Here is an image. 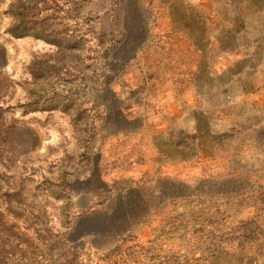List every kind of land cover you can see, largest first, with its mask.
<instances>
[{"label": "rangeland", "instance_id": "374dc122", "mask_svg": "<svg viewBox=\"0 0 264 264\" xmlns=\"http://www.w3.org/2000/svg\"><path fill=\"white\" fill-rule=\"evenodd\" d=\"M21 1L0 0V59L12 80L0 104L37 144L15 168L85 264L157 258L160 245L182 242L171 228L186 207L200 220L219 205L231 219L249 215L242 192L264 184V0H32L31 30L45 24L55 40L13 31ZM41 58L64 66L48 90L75 105L24 106L44 81L32 67ZM182 129L198 135L196 150L177 143ZM65 162L77 185L69 226L64 198L45 182ZM206 201L214 209L203 217Z\"/></svg>", "mask_w": 264, "mask_h": 264}, {"label": "trees", "instance_id": "16d2710c", "mask_svg": "<svg viewBox=\"0 0 264 264\" xmlns=\"http://www.w3.org/2000/svg\"><path fill=\"white\" fill-rule=\"evenodd\" d=\"M57 2L55 1L56 8L59 6ZM113 2L120 4L122 0ZM33 3L36 5L37 1H21L23 9L20 12L24 17L14 24L13 31L17 35L32 31L37 36L54 39L53 32H49L45 24L31 30L29 22L37 11L32 10L35 6ZM17 7L16 10L20 8L19 5ZM34 24L38 25L39 21L36 20ZM114 26L113 33L120 32L123 41L127 37V30L118 23ZM110 39L114 42L112 45L121 41L119 36ZM2 67L0 59V98L12 82ZM32 67L39 76L44 77V81L41 86L31 88L24 106L46 109L59 104L65 107L75 105L76 100L69 92L51 93L48 90L49 82L61 75L64 67L62 64L41 58L36 59ZM4 108L0 104V264H85L81 258L83 249L77 244L76 238H69L67 229L56 230L51 226L45 203L16 170L15 165L20 158L37 144L36 133L34 129L20 125L16 117H9ZM76 109L77 114H80V108ZM179 135L178 144L197 149L196 133L182 129ZM71 172L69 163L65 162L58 172L45 176V182L52 192L65 200L66 226L75 220L70 208L77 185L75 178L70 177ZM242 194H246L243 198L244 205L250 208L247 217L231 219L230 209L227 207L222 210L219 205L213 213L215 219L208 221L204 216L209 212L212 214L214 208L206 201L199 206L204 217L200 220L199 217L195 218L196 214L191 207H186L179 213V222L172 223L171 228L173 236L181 233L180 245H160V256L150 261L125 260L119 264H261L264 256V184L257 182V185L246 188ZM229 195L230 192L222 191L218 197ZM178 197L191 200L193 196ZM126 239L123 237L111 252L117 250ZM222 252H227V256L223 257Z\"/></svg>", "mask_w": 264, "mask_h": 264}]
</instances>
